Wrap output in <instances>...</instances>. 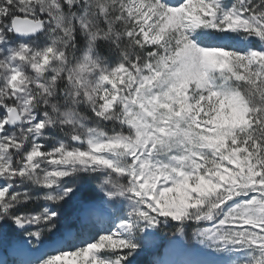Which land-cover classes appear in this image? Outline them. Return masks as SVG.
Wrapping results in <instances>:
<instances>
[{
    "label": "snow or ice",
    "instance_id": "obj_1",
    "mask_svg": "<svg viewBox=\"0 0 264 264\" xmlns=\"http://www.w3.org/2000/svg\"><path fill=\"white\" fill-rule=\"evenodd\" d=\"M0 264H264V0H0Z\"/></svg>",
    "mask_w": 264,
    "mask_h": 264
}]
</instances>
